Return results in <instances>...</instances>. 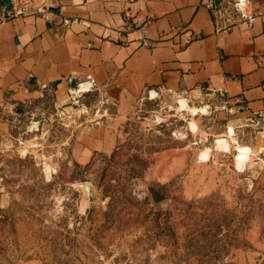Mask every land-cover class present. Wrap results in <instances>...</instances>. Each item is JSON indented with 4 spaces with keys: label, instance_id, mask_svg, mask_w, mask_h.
<instances>
[{
    "label": "rangeland",
    "instance_id": "obj_1",
    "mask_svg": "<svg viewBox=\"0 0 264 264\" xmlns=\"http://www.w3.org/2000/svg\"><path fill=\"white\" fill-rule=\"evenodd\" d=\"M75 88L0 106V264H264L262 124L221 95L162 90L120 110Z\"/></svg>",
    "mask_w": 264,
    "mask_h": 264
},
{
    "label": "crops",
    "instance_id": "obj_2",
    "mask_svg": "<svg viewBox=\"0 0 264 264\" xmlns=\"http://www.w3.org/2000/svg\"><path fill=\"white\" fill-rule=\"evenodd\" d=\"M237 1L36 0L0 21V106L89 83L120 110L162 90L221 95L264 126V6Z\"/></svg>",
    "mask_w": 264,
    "mask_h": 264
},
{
    "label": "built area",
    "instance_id": "obj_3",
    "mask_svg": "<svg viewBox=\"0 0 264 264\" xmlns=\"http://www.w3.org/2000/svg\"><path fill=\"white\" fill-rule=\"evenodd\" d=\"M36 0H9L8 3L4 4L0 8V21L20 16L29 11L40 12L45 6L39 7L35 5ZM261 4L264 6V0H260ZM247 0H238L235 5L236 8L241 12L242 7H245Z\"/></svg>",
    "mask_w": 264,
    "mask_h": 264
},
{
    "label": "bare ground",
    "instance_id": "obj_4",
    "mask_svg": "<svg viewBox=\"0 0 264 264\" xmlns=\"http://www.w3.org/2000/svg\"><path fill=\"white\" fill-rule=\"evenodd\" d=\"M90 87H91V85L89 84V83H83V84H81L80 85V87H79V89H76V93H82V92H85V91H88V90H90ZM179 101H180V103H181V108H186V104L188 103L189 104V102H188V99L187 100H185V99H182V98H180L179 99ZM179 103V104H180ZM207 109V106H204V107H201V108H197V107H195V108H192L191 106H190V110L193 112V113H196L197 111H201V110H206ZM191 127L194 129L195 128V124L194 123H191ZM233 129L234 128H230V131L232 132L233 131ZM206 154V156H207V153H205ZM205 154H203V155H205ZM249 157V155H248V151H245V152H243V154H241L239 157H238V165L239 166H243L244 164H245V162H246V160H247V158ZM46 170L47 171H49V170H51L52 169V164H50L49 162H46ZM51 173V172H50ZM87 202L85 201L84 202V204H86Z\"/></svg>",
    "mask_w": 264,
    "mask_h": 264
},
{
    "label": "trees",
    "instance_id": "obj_5",
    "mask_svg": "<svg viewBox=\"0 0 264 264\" xmlns=\"http://www.w3.org/2000/svg\"><path fill=\"white\" fill-rule=\"evenodd\" d=\"M149 191L155 202H161L165 199V195L155 187L150 186Z\"/></svg>",
    "mask_w": 264,
    "mask_h": 264
},
{
    "label": "water",
    "instance_id": "obj_6",
    "mask_svg": "<svg viewBox=\"0 0 264 264\" xmlns=\"http://www.w3.org/2000/svg\"><path fill=\"white\" fill-rule=\"evenodd\" d=\"M69 108H71V106H68ZM83 191H84V197H83V203L85 201H90L91 200V188L89 184H83Z\"/></svg>",
    "mask_w": 264,
    "mask_h": 264
}]
</instances>
